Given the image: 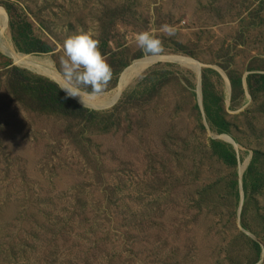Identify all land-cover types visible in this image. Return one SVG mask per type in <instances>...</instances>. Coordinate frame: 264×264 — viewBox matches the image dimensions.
Masks as SVG:
<instances>
[{
	"label": "rangeland",
	"instance_id": "rangeland-1",
	"mask_svg": "<svg viewBox=\"0 0 264 264\" xmlns=\"http://www.w3.org/2000/svg\"><path fill=\"white\" fill-rule=\"evenodd\" d=\"M0 9L15 50L0 54V264H264V0ZM86 31L112 76L85 97L126 78L101 111L34 67L62 78L63 41ZM142 31L159 55L136 46ZM32 39L51 53H31Z\"/></svg>",
	"mask_w": 264,
	"mask_h": 264
},
{
	"label": "clouds",
	"instance_id": "clouds-1",
	"mask_svg": "<svg viewBox=\"0 0 264 264\" xmlns=\"http://www.w3.org/2000/svg\"><path fill=\"white\" fill-rule=\"evenodd\" d=\"M161 30L166 35L173 34L167 25H163ZM98 43L91 31L79 32L63 41V57L60 61L62 83L58 87L64 91L66 98H78L84 108L88 105L83 90H87L89 95H100L112 76L111 68ZM135 44L145 58L161 53L160 40L147 31L135 35Z\"/></svg>",
	"mask_w": 264,
	"mask_h": 264
},
{
	"label": "bare ground",
	"instance_id": "bare-ground-1",
	"mask_svg": "<svg viewBox=\"0 0 264 264\" xmlns=\"http://www.w3.org/2000/svg\"><path fill=\"white\" fill-rule=\"evenodd\" d=\"M0 25L3 26V28H6V17H5V14L4 12L0 9ZM158 59V58H157ZM164 59V58H163ZM162 59V60H163ZM17 60V63L18 64H21V65H32L31 61L29 60V58H16ZM165 60H168V59H165ZM175 61H177L179 64L183 65V66H187V67H190L191 69L193 70H198V66H196L194 64V62L190 61V60H187V59H180V58H176L174 59ZM154 62V59H148L142 63H139L137 64L133 69L132 71L130 72H135V71H138L149 65H151L152 63ZM33 67V66H32ZM35 68H37L42 74L46 75L47 77L51 78L55 83H57L58 85L60 83H62V78L57 75L53 70H50L49 68H46V67H43V65H38L37 67L34 66ZM126 82V78L125 76L122 77L121 79V85L119 87V91L118 93H116V95H113L111 98L112 100H115L119 94V92L121 91V89L123 88V84ZM75 100H78V98H74ZM93 98H86L85 97V102H89L91 101ZM100 104V103H99ZM98 104V105H99Z\"/></svg>",
	"mask_w": 264,
	"mask_h": 264
},
{
	"label": "crops",
	"instance_id": "crops-1",
	"mask_svg": "<svg viewBox=\"0 0 264 264\" xmlns=\"http://www.w3.org/2000/svg\"><path fill=\"white\" fill-rule=\"evenodd\" d=\"M14 51L11 30L6 21V28H3V26L0 25V54L4 55L9 53L10 55H13L12 53H14Z\"/></svg>",
	"mask_w": 264,
	"mask_h": 264
},
{
	"label": "water",
	"instance_id": "water-1",
	"mask_svg": "<svg viewBox=\"0 0 264 264\" xmlns=\"http://www.w3.org/2000/svg\"><path fill=\"white\" fill-rule=\"evenodd\" d=\"M163 60H165V59H163ZM168 60L173 61V62H177L174 59H168ZM157 61H160V59H155L154 60V62H157ZM117 99H118V96H117V98L115 100H112V98L99 96V97H94L91 101L86 102V104L88 105V108H90V109H93V110H96V111H101V110L107 109V108L111 107L112 105H114L116 103ZM76 101L79 102V100H76Z\"/></svg>",
	"mask_w": 264,
	"mask_h": 264
},
{
	"label": "trees",
	"instance_id": "trees-1",
	"mask_svg": "<svg viewBox=\"0 0 264 264\" xmlns=\"http://www.w3.org/2000/svg\"><path fill=\"white\" fill-rule=\"evenodd\" d=\"M26 26L30 28L29 24H27ZM32 44L33 50L31 53L33 54L47 55L51 53V48L40 40L32 39Z\"/></svg>",
	"mask_w": 264,
	"mask_h": 264
}]
</instances>
